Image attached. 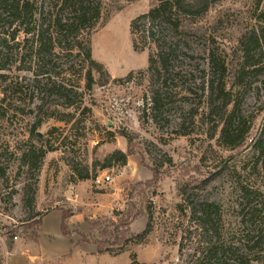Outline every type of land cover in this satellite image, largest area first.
Masks as SVG:
<instances>
[{"label": "rangeland", "instance_id": "rangeland-1", "mask_svg": "<svg viewBox=\"0 0 264 264\" xmlns=\"http://www.w3.org/2000/svg\"><path fill=\"white\" fill-rule=\"evenodd\" d=\"M105 3V15L110 12L92 34L91 48L93 59L104 66L111 80L107 82L105 76L94 72L96 84L91 91L81 81L79 98L83 97V107H90L91 113L77 112L81 123L73 129L55 119L47 120L41 127L39 133L57 150L46 155L40 170L30 169L20 159L32 118L0 117L3 264H29L36 243L42 252L55 253L58 244H49L50 239L42 231L45 222L36 242L32 235L36 227L28 220L37 217L34 223H38L56 208L65 207L73 212L65 196V191L76 182L73 167L92 169L93 163H102L108 153L117 149L126 151L123 133L131 139L128 164L104 171L99 167L93 169L91 191L120 192L113 213L96 219L100 226L93 235L110 237L114 230L110 221L120 226L127 211H142L150 206L152 231L140 243H131L126 248L131 253L130 264L132 256L140 264H192L210 241L217 240L228 249L249 251L246 242L253 240L258 231L264 234V152L256 153L252 145L264 127V69L247 80L250 87L246 88L236 86L235 71L241 61V39L253 30L260 34L264 31L256 18L264 9V0L260 5L257 0L216 3L195 28L199 31V42L194 48L200 55L203 33L207 31L213 36V49L227 64V91L245 116L246 125L251 126L244 145L236 150L220 145L219 132L215 131L219 116L207 115L206 95L201 87L186 94L182 82H173L171 98L162 100L156 115L158 121H154L153 85L147 70L149 55L155 47L135 51L130 32L131 22L148 12L153 0H105ZM197 59L202 65L203 55ZM78 79L73 77L71 84L76 85ZM53 128L58 130L47 134ZM64 142L69 150L64 148ZM33 143L41 145L36 140ZM99 175H109L112 183L97 188L94 179ZM242 185H247L251 193L244 194ZM204 205L211 206L210 216L217 227L215 234L208 233L209 227L201 219L200 209ZM51 224L48 218L46 226ZM14 230L16 237L11 239L9 232ZM131 231L142 233L136 228ZM83 243L80 235L74 246ZM26 245L29 247L25 250ZM257 251L259 261L255 264H264V247ZM117 264H125L124 258H119ZM227 264L235 262L228 256Z\"/></svg>", "mask_w": 264, "mask_h": 264}, {"label": "trees", "instance_id": "trees-1", "mask_svg": "<svg viewBox=\"0 0 264 264\" xmlns=\"http://www.w3.org/2000/svg\"><path fill=\"white\" fill-rule=\"evenodd\" d=\"M222 1L153 0L149 11L131 22L130 32L134 37L135 51L155 47L149 55L147 70L153 85L154 121H158L156 115L162 100L171 98L173 82H182L186 86V94L191 93L193 88L201 87L206 95L207 115L219 116L215 131L219 132L220 145L227 150H236L244 145L251 126L246 125L245 116L234 103L231 92L227 91L226 61L216 55L213 36L207 31L200 39L203 46L202 65L197 59L202 55L194 48L199 42V31L195 28L213 5ZM262 1L257 0L258 5ZM105 5V0H0V117L5 119L21 115L32 118L29 137L20 156L22 163L30 169L40 170L46 155L57 150L55 145L45 140V135L39 133L47 120L55 119L73 129L81 123V119L76 117L77 112L91 113L90 107H83V97L79 98L81 81L85 82V89L91 91L96 84L94 72L105 76L107 82L111 80L104 66L93 59L91 48L92 34L110 12L105 15ZM256 18L264 26V9ZM240 47L242 54L235 71L236 86L246 88L249 86L247 80L264 69V31L260 34L253 30L246 34L240 41ZM77 67L80 68L78 72L75 71ZM76 76L79 79L76 85H72L71 79ZM57 130L53 128L47 134ZM122 137L127 139V151L117 149L108 153L102 163H93L95 168L104 171L128 164L131 155L128 142L131 139L125 133ZM34 140L41 145L33 143ZM252 145L256 153L264 152V127L252 140ZM63 146L69 150L65 142ZM95 168L74 166L75 181L93 179ZM241 191L251 193L247 185H242ZM210 207L204 205L200 209L201 219L209 227L208 233L215 234L217 227L210 216ZM62 213L61 231L65 237H70L72 232L67 221L73 212L63 209ZM125 216L120 226L114 221L109 222L114 227L112 239L111 236L97 238L93 234L87 238L80 234L83 242L94 243L99 254L119 255L131 243H140L151 233L153 212L150 206L142 211H127ZM141 217L147 219L146 228L142 233H133L130 226ZM36 218L32 217L28 222H33L36 227L32 235L38 242L43 222L39 219L38 223H34ZM89 224L92 232L99 230L98 221L89 220ZM15 233V230L9 232L11 239L16 237ZM262 247L263 231H258L253 240L246 242L249 251L228 249L221 246L218 240L210 241L192 264H227L228 256L235 264H255L259 261L257 250ZM9 250H12V245ZM4 260L0 252V264ZM132 264H140L134 256Z\"/></svg>", "mask_w": 264, "mask_h": 264}, {"label": "crops", "instance_id": "crops-1", "mask_svg": "<svg viewBox=\"0 0 264 264\" xmlns=\"http://www.w3.org/2000/svg\"><path fill=\"white\" fill-rule=\"evenodd\" d=\"M122 151L126 152L127 149ZM92 182L93 179L77 180L65 191L68 205L73 210L72 216L67 221L72 232L70 237H65L61 231L62 210L66 209L65 207L56 208L42 218V222H45L42 231L50 239L49 244L52 245L57 242L58 247L55 248L54 254H46L37 247L36 243V248L33 247L35 248L34 255L32 257L28 255L29 264H59L58 262L60 264H117L119 258H124L125 264H130L131 253L129 254L128 250L119 255H112L109 253L99 254L94 243L74 246L80 240V234L87 237L92 234L89 220L110 216L118 206L120 192L117 189L94 193L90 189ZM48 218L52 220L50 227L46 226ZM144 219L135 220L131 224V229L136 228L143 232L147 224V220L143 221ZM27 247L29 246H24V249L26 250Z\"/></svg>", "mask_w": 264, "mask_h": 264}, {"label": "built area", "instance_id": "built-area-1", "mask_svg": "<svg viewBox=\"0 0 264 264\" xmlns=\"http://www.w3.org/2000/svg\"><path fill=\"white\" fill-rule=\"evenodd\" d=\"M112 178L109 175H99L94 179V184L99 187L101 185L105 184H111L112 183Z\"/></svg>", "mask_w": 264, "mask_h": 264}]
</instances>
